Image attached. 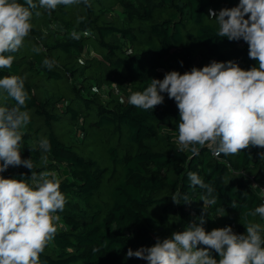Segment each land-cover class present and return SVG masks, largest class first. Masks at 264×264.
<instances>
[{"label":"trees","instance_id":"1","mask_svg":"<svg viewBox=\"0 0 264 264\" xmlns=\"http://www.w3.org/2000/svg\"><path fill=\"white\" fill-rule=\"evenodd\" d=\"M89 3L60 5L50 14L33 9L23 46L5 53L14 56L12 67L0 69V78H23L29 97L22 109L30 115L20 130L22 159H32L37 180L42 172L55 173L66 197L41 264H148L127 258L128 249L151 247L157 238L199 224L202 214L209 232L213 216L236 234H245L248 222L264 226V219L247 215L264 203L243 177L246 173L264 186V149L217 158L205 146L193 157L177 149L174 99L161 93L163 104L147 111L128 103L132 93L170 71L183 74L213 61H234L245 70L258 66L248 56L247 43L218 37L219 26L209 17V9L218 13L239 0ZM74 31L79 40L72 38ZM46 59L54 61L51 68ZM15 105L0 90V106ZM42 139L50 142L47 153L38 146ZM189 172L215 189L217 203L206 213L201 200L206 189L191 187ZM0 175L33 183L32 170L24 166H10ZM178 192L191 202L174 203Z\"/></svg>","mask_w":264,"mask_h":264},{"label":"clouds","instance_id":"2","mask_svg":"<svg viewBox=\"0 0 264 264\" xmlns=\"http://www.w3.org/2000/svg\"><path fill=\"white\" fill-rule=\"evenodd\" d=\"M79 3L90 6L89 0H38V4L25 0L27 6L18 0H0V69L12 67L14 56L5 53H15L23 46L32 29L33 9L43 8L50 14L60 5ZM35 15L41 13L36 11ZM209 17L219 26L218 37L246 42L248 56L258 66L245 70L234 61H213L183 74L170 71L162 80L151 79L142 92L132 93L128 103L147 111L163 104L161 93L174 99L179 111L177 149L190 151L193 157L205 146L217 158L237 155L250 147L264 149V0H239L237 6L218 13L209 9ZM71 35L80 39L75 31ZM53 63L44 61L48 68ZM0 90L16 102L12 108L0 106V173L10 166H24L32 170L33 181L29 184L25 179L0 175V264H41L40 254L57 233L60 217L56 213L64 210L66 197L55 173L42 172L37 180L32 159L21 157L20 130L30 123L28 111L22 110L29 98L24 79L17 75L0 78ZM38 146L45 153L51 150L47 139L40 140ZM260 156L264 157V152ZM188 180L191 187L206 189L207 194L201 197L206 213L208 206L217 203L212 195L215 189L195 172L188 173ZM181 199L191 202L187 194L172 196L176 204ZM247 215L264 219V204ZM198 219L199 224L192 222L183 231L157 238L151 247L129 248L126 257L148 264H264V226L248 222L245 234L234 233L231 226L209 232L203 227L204 215ZM212 251L219 255L218 261Z\"/></svg>","mask_w":264,"mask_h":264},{"label":"built area","instance_id":"3","mask_svg":"<svg viewBox=\"0 0 264 264\" xmlns=\"http://www.w3.org/2000/svg\"><path fill=\"white\" fill-rule=\"evenodd\" d=\"M210 150V149H209ZM211 151V150H210ZM243 177L248 179L251 185V188L255 191V193L260 197V199L263 201L264 203V186L255 182L253 177L249 176L246 173H243ZM257 185L256 187H253L252 185Z\"/></svg>","mask_w":264,"mask_h":264},{"label":"rangeland","instance_id":"4","mask_svg":"<svg viewBox=\"0 0 264 264\" xmlns=\"http://www.w3.org/2000/svg\"><path fill=\"white\" fill-rule=\"evenodd\" d=\"M222 226V219L220 217L213 216L212 221L210 222V229L220 228Z\"/></svg>","mask_w":264,"mask_h":264}]
</instances>
